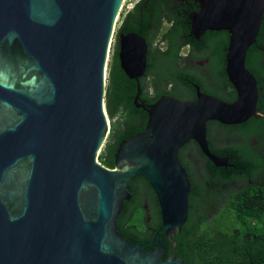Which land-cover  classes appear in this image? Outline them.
Returning <instances> with one entry per match:
<instances>
[{
    "label": "water",
    "instance_id": "water-1",
    "mask_svg": "<svg viewBox=\"0 0 264 264\" xmlns=\"http://www.w3.org/2000/svg\"><path fill=\"white\" fill-rule=\"evenodd\" d=\"M198 1L190 36L228 33L225 75L236 100L193 84L192 101L139 102L148 46L137 33H118L119 67L136 82L133 104L147 122L118 143L109 169L97 157L109 134L106 60L124 0H0V264H184L173 253L191 192L180 148L193 141L216 169L234 167L210 147L207 124L241 125L259 115L246 55L264 0ZM136 177L154 193L161 226L132 245L116 220Z\"/></svg>",
    "mask_w": 264,
    "mask_h": 264
},
{
    "label": "trees",
    "instance_id": "trees-1",
    "mask_svg": "<svg viewBox=\"0 0 264 264\" xmlns=\"http://www.w3.org/2000/svg\"><path fill=\"white\" fill-rule=\"evenodd\" d=\"M199 6L198 0H139L122 16L117 34L134 32L145 39L148 46L146 74L153 78V82L159 84L170 79L183 84L189 73L177 70L179 50L182 45L195 42L190 37L189 17L199 10ZM164 22H171V26H164ZM201 40L210 44L211 68L216 75V84L220 87L226 85L229 90L226 94L218 90L215 98L227 103L235 101L236 93L224 71L228 33L208 31ZM161 41L166 42L164 50L158 47ZM246 68L257 81L259 115L241 125L208 123L209 130L216 135L227 137L228 141L238 140L214 148L210 138L214 153L227 157L234 167L216 169L197 151L204 160L206 175L202 174L199 179L191 175L188 217L175 237L173 249L174 255L182 258L184 264H264V24H261L256 43L247 52ZM190 75L204 88L200 77ZM144 87L145 82L141 81L140 88ZM136 91V84L120 69L116 51L110 63L104 96L106 114L109 119L115 117L116 122L112 124L110 140L99 156L100 163L109 169L114 168L113 155L118 143L145 129L147 115L133 104ZM162 95L156 86L150 97L146 92L139 102L151 104ZM169 95L175 97V92L170 91ZM253 139H256V144H252ZM231 182L237 187H233ZM137 186L141 194L134 193L132 188ZM128 192L131 200L123 204L116 220L117 230L132 245L150 241L154 234L141 230L146 223L144 215L143 219L136 216L139 212L143 214L140 205L146 201L151 207L149 226L154 227V231L160 227L155 195L141 177L129 183ZM209 205L223 206L231 221L228 231L203 228L207 221L205 210ZM134 206H139L138 210L130 216ZM160 243L165 246V258L168 244L164 235H160ZM149 250L151 247L145 248V251Z\"/></svg>",
    "mask_w": 264,
    "mask_h": 264
},
{
    "label": "flooded vegetation",
    "instance_id": "flooded-vegetation-1",
    "mask_svg": "<svg viewBox=\"0 0 264 264\" xmlns=\"http://www.w3.org/2000/svg\"><path fill=\"white\" fill-rule=\"evenodd\" d=\"M138 1L139 0H137V2ZM261 24H264V17H263ZM164 26H167V27L171 26V22H164ZM228 38H229V35H228ZM201 46H203V48H201ZM158 47L160 50H164L166 47V42L161 41L158 44ZM209 47H210V44L207 43L206 41L205 42L202 41L201 37L199 40H195V42L193 43L188 42L182 45L179 50L180 59L178 60L177 70L182 73H185V72L189 73L187 74V76L184 77V81H182L183 84L181 83L177 84L174 82V80H170V79L163 80L162 82L157 84L153 82V78L150 75H147L145 72V74L138 79L139 87H140L141 81L145 82V87L143 89L140 88V97L144 93L146 94V92H147V95L150 97L154 93V88L157 86L163 92L162 96H170L169 95L170 91H174L175 92L174 98L185 100V101H192L196 98V91L192 85L197 84V83H195L194 80L191 79L192 77L190 74H194L195 76L200 77V79L202 80L204 84V88L197 84L200 87L201 92L208 94L210 96H213V97H215V95L219 93L220 91H223V93L226 94L229 91L227 86L224 85L223 87H220L216 84L217 83L216 75L213 72V68H211L212 56H211ZM224 71H225V59H224ZM130 81H133V80H130ZM133 82L136 84L135 81ZM187 91H190L189 94H186ZM140 97H139V100H140ZM141 103L147 104L144 102H141ZM208 125L209 124H207V138H208L210 147L213 149V147L211 146V142H210V135L215 134V132H211V130H209ZM213 126H215V123L213 124ZM234 141L238 142L237 139H235ZM256 142H257L256 139L252 140V144H256ZM194 147L196 148V150L194 149ZM197 151H199V154L201 153L197 144L193 141H190L187 144H185L183 147H181L178 152L179 160L182 166L186 169L188 173L190 183H191V175L193 174V170H194V165H196V162L198 161L197 158L199 155ZM199 158L201 157L199 156ZM202 174L205 177L206 174L204 171V160H203ZM206 181L208 180L205 179V182ZM231 184H234V182H231ZM191 186H192V183H191ZM132 189L134 193L136 192L137 194H141V190L139 189L138 186L136 188L133 187ZM130 200H131V195H130ZM138 207L139 206H134L132 208L130 216H132L133 213L138 210ZM140 207L143 211V215L146 220V223L143 224V227L141 230L143 232H146L148 230L150 231V233L155 234V232L160 227L156 229V231H154L155 228L150 227L148 224V222L150 221L151 207H149V204L146 201L142 205H140ZM156 207L158 208V214H159V207L157 204V200H156ZM159 218H160V214H159ZM160 226H161V221H160ZM150 247H151V250L154 249L153 246H150Z\"/></svg>",
    "mask_w": 264,
    "mask_h": 264
},
{
    "label": "rangeland",
    "instance_id": "rangeland-1",
    "mask_svg": "<svg viewBox=\"0 0 264 264\" xmlns=\"http://www.w3.org/2000/svg\"><path fill=\"white\" fill-rule=\"evenodd\" d=\"M137 2V0H124L121 10L119 12V15L116 19V23L114 26V32H113V36L111 38L110 41V46H109V51H108V56H107V60H106V69H105V90L108 84V76H109V67H110V63L112 60V56L115 54L116 50H117V30L118 27L121 23V19L122 16L126 14V12L128 10L131 9L132 5H134ZM104 105H105V100H104ZM108 118V116H107ZM109 134L103 144V147L101 148L100 152L98 153V161L100 162V155L104 152L106 145L108 144L109 140H110V134H111V127L112 124L116 122V118L114 117L113 119H109ZM210 138L212 140V146L214 148H219L221 147L223 144L229 142L227 137H223V136H218L215 134H211ZM230 140V139H229ZM234 140L231 139L230 142ZM197 162L196 165H194V170H193V175L195 177V179H199L202 175L203 172V159L202 158H197ZM239 185V184H238ZM237 187V184H233V187ZM221 205H209L207 207V209L205 210L206 213V217H207V221L204 223L203 228L204 229H220L224 232L228 231L231 228V221L230 219L226 216L225 212H224V208L223 206L220 207ZM136 218L138 219H143V214L141 212H139L136 216Z\"/></svg>",
    "mask_w": 264,
    "mask_h": 264
},
{
    "label": "bare ground",
    "instance_id": "bare-ground-1",
    "mask_svg": "<svg viewBox=\"0 0 264 264\" xmlns=\"http://www.w3.org/2000/svg\"><path fill=\"white\" fill-rule=\"evenodd\" d=\"M108 124H109V121H108Z\"/></svg>",
    "mask_w": 264,
    "mask_h": 264
},
{
    "label": "built area",
    "instance_id": "built-area-1",
    "mask_svg": "<svg viewBox=\"0 0 264 264\" xmlns=\"http://www.w3.org/2000/svg\"><path fill=\"white\" fill-rule=\"evenodd\" d=\"M132 7H133V5H132ZM132 7H131V8H132Z\"/></svg>",
    "mask_w": 264,
    "mask_h": 264
}]
</instances>
